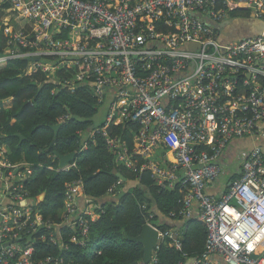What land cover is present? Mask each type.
<instances>
[{
	"label": "built area",
	"instance_id": "1",
	"mask_svg": "<svg viewBox=\"0 0 264 264\" xmlns=\"http://www.w3.org/2000/svg\"><path fill=\"white\" fill-rule=\"evenodd\" d=\"M236 9L264 19V0H0L8 37L0 69L13 58L29 61L25 73L52 77L73 69L63 85L71 91L81 83L93 87L106 107L107 126H137L133 155L150 158L144 167L157 183L172 188L181 182L182 213L191 216L192 203H199L208 239L192 264H264V146L252 149L220 198L206 192L222 175L219 158L234 139L264 137V36L226 42L216 27ZM106 141L118 160L135 168L125 144L117 137ZM32 175L29 163L13 162L0 144V264H36L34 247L21 243L22 234L54 226L24 189ZM81 194V179L67 184L60 226L78 224L87 237L98 205L83 194L92 205L82 210ZM147 222L159 229L147 263L156 264L160 245L181 248V234ZM46 236L58 243L53 230L41 238ZM72 241L83 243L75 236ZM39 264L66 263L49 255Z\"/></svg>",
	"mask_w": 264,
	"mask_h": 264
},
{
	"label": "trees",
	"instance_id": "2",
	"mask_svg": "<svg viewBox=\"0 0 264 264\" xmlns=\"http://www.w3.org/2000/svg\"><path fill=\"white\" fill-rule=\"evenodd\" d=\"M249 16L250 11L246 9L229 13L230 18ZM7 40L4 24L0 22V56L4 54ZM28 65L25 58H13L0 69V103L14 98L11 107H0V144L8 147L13 162L23 159L32 166L33 175L25 180L24 189L35 202V211L40 212L46 221L54 223L53 227L22 234L21 243H32L34 247L35 263L39 264L49 255L62 256L66 264L142 262L143 245L127 235L137 236L148 220L163 231L172 230L175 223H170V219L184 221L180 229L182 245L176 248L168 242L162 243L157 249L156 264H187L190 259L201 257L206 249L207 227L199 218H187L182 213L186 191L181 182H176L172 188L159 185L152 170L144 167L150 163V158L133 155L137 126L131 122L107 126L104 120L97 119L102 105L90 87L84 83L76 84L75 90L71 91L63 85L65 78L74 74L73 69L64 67L48 77L40 70L25 73ZM65 115L68 117L63 120ZM60 122L62 126L57 141L51 151H47L55 135L51 126ZM104 129L108 135H104ZM17 133L26 138L22 139ZM107 137H117L128 147L135 168L117 159V152L108 147ZM53 150L62 154L75 151V165L68 171L49 169V166L56 168L59 165ZM115 168L127 180L139 183L126 189L127 182L113 172ZM80 179L83 194L94 199L96 205H101L96 209L99 217L91 222L87 237L78 224L76 227L60 226L66 186ZM41 194H45L43 200H40ZM107 195L109 198L104 201ZM116 197L118 199L114 200ZM151 213L153 217H150ZM51 230L58 236L57 244L48 236L41 238ZM74 236L83 243H74ZM62 242L68 245V249L60 245Z\"/></svg>",
	"mask_w": 264,
	"mask_h": 264
},
{
	"label": "crops",
	"instance_id": "3",
	"mask_svg": "<svg viewBox=\"0 0 264 264\" xmlns=\"http://www.w3.org/2000/svg\"><path fill=\"white\" fill-rule=\"evenodd\" d=\"M249 11H250V15L255 14L253 11H251V10H249ZM1 12H2V10H0V14H1ZM233 19H235V18H229L227 20L232 21ZM230 27H231V25L223 26V24H221V23L217 25V28H218L217 31L219 32L220 38L226 42L236 40V39L231 38V36H230V34H231V33H229ZM241 39H244V38H241ZM241 39H237V40H241ZM13 101H14L13 97H10V98L4 100L2 102V103H4L3 104L4 106L1 107V109L11 107L13 105ZM104 119H105V115H104V118L102 120H104ZM257 145L264 146V137H246V138L234 139L228 145V147L225 149V151L223 152V154L219 158V163L223 167L222 175L220 176V178L217 181H215L214 183H210L208 185L206 192L211 194V195L216 196L217 198H220L222 196V194L227 190V187H228L230 180L234 177H239L241 175V168H242L243 161L246 159L247 155L252 151V149L254 147H256ZM155 150H156V153H158L160 151V149H158V148H155ZM19 162H23V159H21ZM0 196H2L1 185H0ZM108 198H109V195H107L106 198H103V200L106 201V200H108ZM114 200H117V198ZM6 201L7 200H5V202ZM78 202H79V206L84 211L89 210V207L92 205L91 199L84 196L83 194H81L78 197ZM99 204H97L98 208L101 207V205H99ZM91 210L96 215L95 218L97 219L99 217V214L95 211V209H91ZM154 210L157 213V210L156 209H154ZM190 211L192 212L191 216H185V217H187V218H189V217L199 218L200 208H199V203L197 201H194L192 203V206L190 207ZM60 214L62 215V210H61ZM162 219L165 220V216H163ZM170 223H175L174 224L175 226L172 227V230L175 232H178L180 235V229L183 227L184 221L183 220L179 221V220L170 219ZM180 238L182 239V234L180 235ZM214 256H215L214 258L216 260L222 261V259L218 255H214ZM188 262H187V264H188Z\"/></svg>",
	"mask_w": 264,
	"mask_h": 264
},
{
	"label": "water",
	"instance_id": "4",
	"mask_svg": "<svg viewBox=\"0 0 264 264\" xmlns=\"http://www.w3.org/2000/svg\"><path fill=\"white\" fill-rule=\"evenodd\" d=\"M221 24H223V26H229L231 25V27L229 28V33L231 38L233 39H241V38H253V37H257V36H264V19H261L259 17H257L255 14H251L249 17H237L235 19H233L232 21L230 20H226L224 22H222ZM194 45V47H193ZM190 46L192 48H195L196 45L195 44H190ZM33 60H39L40 57L39 56H35L33 58H31ZM249 76V75H248ZM62 123H57L55 125H52L51 128L54 130L55 135H54V139L51 143V145L49 146V148H47V151H51L52 147L55 145L56 141H57V136H58V132L59 129L61 128ZM18 136L22 137V139H25L26 137H24L21 133H17ZM1 139V136H0ZM53 156L55 159H58L59 161V167L60 168H64L66 166H68L72 161H74L76 159V152H71L68 154H62L57 150H53ZM113 172L119 177L121 178L123 181L127 182L126 183V189H129L135 185H137L139 183V181H129L127 180V178L117 169L115 168L113 170ZM45 197V194H41L40 195V200H43ZM130 239L139 242L143 245L144 247V258L142 260V264H147L151 261L154 249L159 241V229L158 227L154 226L153 224L150 223H145L142 226V230L141 232L135 236H129L127 235ZM12 242V241H10ZM254 257H257V255L255 254ZM195 258L190 259L188 264H192ZM133 264H139V262H134Z\"/></svg>",
	"mask_w": 264,
	"mask_h": 264
},
{
	"label": "rangeland",
	"instance_id": "5",
	"mask_svg": "<svg viewBox=\"0 0 264 264\" xmlns=\"http://www.w3.org/2000/svg\"><path fill=\"white\" fill-rule=\"evenodd\" d=\"M90 89L92 90V92L94 91L93 90V87H91L90 86ZM4 103H0V107H3L4 105H3ZM104 115H105V108H104V106H100V108H99V112H98V115H97V119H103L104 118ZM117 198V197H116ZM118 199V198H117Z\"/></svg>",
	"mask_w": 264,
	"mask_h": 264
},
{
	"label": "clouds",
	"instance_id": "6",
	"mask_svg": "<svg viewBox=\"0 0 264 264\" xmlns=\"http://www.w3.org/2000/svg\"><path fill=\"white\" fill-rule=\"evenodd\" d=\"M106 116V115H105Z\"/></svg>",
	"mask_w": 264,
	"mask_h": 264
}]
</instances>
